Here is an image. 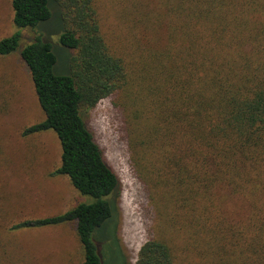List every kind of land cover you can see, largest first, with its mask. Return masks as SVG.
<instances>
[{
	"label": "trees",
	"instance_id": "16d2710c",
	"mask_svg": "<svg viewBox=\"0 0 264 264\" xmlns=\"http://www.w3.org/2000/svg\"><path fill=\"white\" fill-rule=\"evenodd\" d=\"M56 2L70 72L55 74L58 59L40 35L22 49L45 115L23 136L53 131L62 153L52 176H66L91 202L11 231L75 223L83 264H127L118 237L120 180L86 122L100 101L121 94L157 234H190V264H264V0H145L148 50L139 64L108 43L95 0ZM12 9L18 30L52 18L49 0H12ZM21 39L17 32L1 40L0 58ZM235 197L250 212L242 222L226 207ZM109 223L99 248L94 233ZM183 262L169 241L153 237L136 264Z\"/></svg>",
	"mask_w": 264,
	"mask_h": 264
},
{
	"label": "rangeland",
	"instance_id": "374dc122",
	"mask_svg": "<svg viewBox=\"0 0 264 264\" xmlns=\"http://www.w3.org/2000/svg\"><path fill=\"white\" fill-rule=\"evenodd\" d=\"M95 3L108 43L127 60L141 63L148 50L144 51L147 43L141 24L145 0H95ZM49 6L52 11L49 21L35 29L18 30L13 23L12 0H0V41L17 32L22 37L16 52L0 58V264L84 262L75 223L11 231L12 226L26 220L61 215L80 203L91 202L66 176H52L60 166L62 153L53 131L23 136L26 129L44 121L45 115L32 76L21 60L22 49L40 35L52 45L58 59L55 74L69 75L70 72L72 51L59 42L64 32L60 7L56 0H49ZM163 33L164 29L160 28L159 34L163 36ZM125 113L122 95L116 94L89 111L86 122L120 180L118 237L127 264H136L139 250L153 237L169 241L184 260L183 264H190V234H157L158 211L148 186L142 183L133 164ZM226 207L233 212L232 216L237 209L241 222L250 214L241 197L226 199ZM113 228L114 223H109L103 231L94 233L99 248L106 243V234H111ZM109 257L110 254L106 259Z\"/></svg>",
	"mask_w": 264,
	"mask_h": 264
}]
</instances>
